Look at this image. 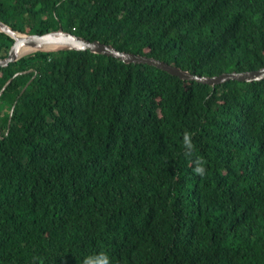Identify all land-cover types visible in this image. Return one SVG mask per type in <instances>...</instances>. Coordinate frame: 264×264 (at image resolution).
<instances>
[{
	"label": "trees",
	"instance_id": "16d2710c",
	"mask_svg": "<svg viewBox=\"0 0 264 264\" xmlns=\"http://www.w3.org/2000/svg\"><path fill=\"white\" fill-rule=\"evenodd\" d=\"M0 21L203 77L264 67V0H0ZM13 43L0 33V59ZM30 70L0 98V264H264V80L37 52L0 92Z\"/></svg>",
	"mask_w": 264,
	"mask_h": 264
},
{
	"label": "water",
	"instance_id": "95a60500",
	"mask_svg": "<svg viewBox=\"0 0 264 264\" xmlns=\"http://www.w3.org/2000/svg\"><path fill=\"white\" fill-rule=\"evenodd\" d=\"M0 33L6 34L14 43L11 45V49L8 56L4 59H0V69L7 68L10 64L20 61L22 58L27 57L37 52H66L77 51L86 52L89 51L92 54L107 56L120 60L121 63L130 66H148L157 70H162L174 77H178L184 81H194L203 85L217 86L229 81H237L243 83L259 82L264 80V67L254 71L246 72H231L223 73L214 77H203L190 73L177 66L169 64L165 61L155 60L147 57H142L130 53H123V51L117 50L114 46L101 43L99 41H90L80 36L73 35L63 30L62 26L57 31L46 33L44 35L38 34H26L21 33L4 22L0 21ZM33 70L27 72H20L15 74L2 88L0 92V98L6 91L7 87L13 82V80L23 74H28ZM36 78V74L27 83L22 90L21 95L27 90L32 81ZM15 106H13L10 114L9 127L11 125V119L14 113Z\"/></svg>",
	"mask_w": 264,
	"mask_h": 264
},
{
	"label": "clouds",
	"instance_id": "9594fccd",
	"mask_svg": "<svg viewBox=\"0 0 264 264\" xmlns=\"http://www.w3.org/2000/svg\"><path fill=\"white\" fill-rule=\"evenodd\" d=\"M182 145L186 155H191L194 151V143L192 141V133L185 132L182 138ZM193 167V173L197 176H204L206 168L203 161L196 160ZM81 264H110L109 257L104 252L92 253L85 255L81 261Z\"/></svg>",
	"mask_w": 264,
	"mask_h": 264
}]
</instances>
